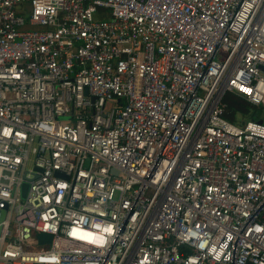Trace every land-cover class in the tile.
<instances>
[{
  "label": "built area",
  "instance_id": "obj_1",
  "mask_svg": "<svg viewBox=\"0 0 264 264\" xmlns=\"http://www.w3.org/2000/svg\"><path fill=\"white\" fill-rule=\"evenodd\" d=\"M227 93L264 109V0H0V264H264Z\"/></svg>",
  "mask_w": 264,
  "mask_h": 264
},
{
  "label": "trees",
  "instance_id": "obj_2",
  "mask_svg": "<svg viewBox=\"0 0 264 264\" xmlns=\"http://www.w3.org/2000/svg\"><path fill=\"white\" fill-rule=\"evenodd\" d=\"M222 102L226 105L224 117L231 123H242L237 119V114L243 122L246 120L264 122V112L259 107L252 106L235 94L227 93Z\"/></svg>",
  "mask_w": 264,
  "mask_h": 264
},
{
  "label": "water",
  "instance_id": "obj_3",
  "mask_svg": "<svg viewBox=\"0 0 264 264\" xmlns=\"http://www.w3.org/2000/svg\"><path fill=\"white\" fill-rule=\"evenodd\" d=\"M27 187H28V184L27 183H24L22 185V193H21V197L24 198L25 197V194H26V191H27ZM4 218V212L1 213V219ZM37 238L38 240L42 243V242H49L51 240V237L48 236V235H44V234H38L37 235Z\"/></svg>",
  "mask_w": 264,
  "mask_h": 264
},
{
  "label": "rangeland",
  "instance_id": "obj_4",
  "mask_svg": "<svg viewBox=\"0 0 264 264\" xmlns=\"http://www.w3.org/2000/svg\"><path fill=\"white\" fill-rule=\"evenodd\" d=\"M263 112H264V109L263 108H260ZM240 115L239 114H237V119L239 120V122H243L240 118ZM34 241H32V243H33Z\"/></svg>",
  "mask_w": 264,
  "mask_h": 264
}]
</instances>
